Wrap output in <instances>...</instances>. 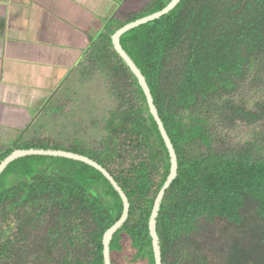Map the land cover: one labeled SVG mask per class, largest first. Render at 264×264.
Segmentation results:
<instances>
[{
    "label": "trees",
    "instance_id": "trees-1",
    "mask_svg": "<svg viewBox=\"0 0 264 264\" xmlns=\"http://www.w3.org/2000/svg\"><path fill=\"white\" fill-rule=\"evenodd\" d=\"M169 1L114 15L85 55L108 77L117 103L104 123V148L67 150L101 164L129 201L110 241L111 264H155L148 219L170 167L143 90L111 34ZM120 43L144 75L177 157L156 217L162 264H210L200 235L220 220L240 228L224 264H264V0H180ZM251 88L261 98H245ZM233 132L249 137L233 139ZM29 147L63 148L16 146ZM121 212L118 192L93 166L19 157L0 174V264H104L102 236ZM127 250L130 261L121 259Z\"/></svg>",
    "mask_w": 264,
    "mask_h": 264
},
{
    "label": "crops",
    "instance_id": "crops-1",
    "mask_svg": "<svg viewBox=\"0 0 264 264\" xmlns=\"http://www.w3.org/2000/svg\"><path fill=\"white\" fill-rule=\"evenodd\" d=\"M130 1L0 0V137L32 133L49 100L79 80V64L108 20Z\"/></svg>",
    "mask_w": 264,
    "mask_h": 264
},
{
    "label": "rangeland",
    "instance_id": "rangeland-1",
    "mask_svg": "<svg viewBox=\"0 0 264 264\" xmlns=\"http://www.w3.org/2000/svg\"><path fill=\"white\" fill-rule=\"evenodd\" d=\"M155 1L131 0L125 13L123 10L118 13L121 16H127L133 12L139 14L143 10L145 13L155 7ZM92 46H94V42L88 52L91 51ZM78 73L79 80H73V86L68 87V90L62 88L58 95L49 100L45 115L37 120L32 133L1 136L0 151L10 147L15 141L18 143L34 141L37 145L44 147H53L54 145L66 149H72L75 145L79 148L95 150L102 148L103 139L107 134L104 123L111 115L110 112L115 108L117 101L110 90L108 77L97 71L96 67L94 68L87 60V57L79 64ZM246 91L248 92L243 95L248 100L261 98V92L254 88ZM223 134H227V132ZM231 136L233 139L240 140L249 137L248 134L241 132H233ZM239 231V227L220 220L213 222L202 232L200 236L207 246L204 254H207L210 264H224L222 254H225L224 251L226 252L230 247L232 239L235 240L239 236ZM130 253L131 250H127L121 259L130 261Z\"/></svg>",
    "mask_w": 264,
    "mask_h": 264
},
{
    "label": "water",
    "instance_id": "water-1",
    "mask_svg": "<svg viewBox=\"0 0 264 264\" xmlns=\"http://www.w3.org/2000/svg\"><path fill=\"white\" fill-rule=\"evenodd\" d=\"M180 0H170L164 7H162L160 10L154 11L150 14H147L145 16L136 18L132 21H129L116 30L111 34V43L114 48V50L118 53V55L124 60L126 65L129 67L131 72L135 75L138 84L143 90V93L146 98V102L148 105L149 112L153 116L158 130L163 138V141L165 143V146L167 148L168 154H169V161H170V167H169V173L167 175V178L163 185L161 186L160 190L158 191L153 206L151 209V213L148 219V230L149 234L151 236L152 240V249H153V255H154V262L155 264H162L161 261V250L159 245V237L156 231V217L159 212L160 204L162 201V198L164 196L165 190L169 187L172 180L176 177L177 174V157L176 153L173 147V144L163 126L162 120L158 115L157 108L153 102V98L151 95V92L149 90L148 84L146 82V79L138 66L135 64V62L130 58V56L127 54V52L123 49L120 43V36L125 33L126 31L140 25L143 23H146L148 21H151L153 19L159 18L160 16L167 13L169 10H171ZM28 155H45V156H60V157H66L71 158L74 160L82 161L86 164H89L93 166L94 168L98 169L111 183V185L114 187V189L118 192L121 200H122V212L120 217L110 226L108 227L102 236V254H103V263L104 264H111L110 259V241L113 236V234L122 226V224L126 221L128 217V211H129V201L127 199L126 194L121 189L119 184L115 181L113 176L97 161L91 159L90 157L84 156L82 154H78L71 151H66L63 149H53V148H35V147H29V148H16L13 149L10 153H8L1 161H0V174L5 169V167L12 162L13 160L24 157Z\"/></svg>",
    "mask_w": 264,
    "mask_h": 264
},
{
    "label": "flooded vegetation",
    "instance_id": "flooded-vegetation-1",
    "mask_svg": "<svg viewBox=\"0 0 264 264\" xmlns=\"http://www.w3.org/2000/svg\"><path fill=\"white\" fill-rule=\"evenodd\" d=\"M105 136H107V134H105ZM103 143V142H102ZM19 143H16V144H14L11 148H9V149H7V150H10V152L13 150V149H16V146L18 145ZM104 144L105 143H103V147L102 148H104ZM73 147H75V146H73ZM72 147V148H73ZM53 149H58V148H53ZM60 149H63V148H60ZM68 149V148H67ZM66 148L65 149H63V150H66V151H71V150H67ZM77 149H80L79 147L77 148ZM91 149V148H90ZM101 149V148H100ZM99 149V150H100ZM92 150H95V149H92ZM6 151V150H5ZM95 151H98V150H95ZM9 152V153H10ZM72 152V151H71ZM75 153H78V154H82V153H79V152H75ZM82 155H84V154H82ZM45 156V155H44ZM84 156H86V155H84ZM87 157H89V156H87ZM92 159V158H91ZM10 182H15L16 181V178H15V176H11L10 177V180H9Z\"/></svg>",
    "mask_w": 264,
    "mask_h": 264
}]
</instances>
